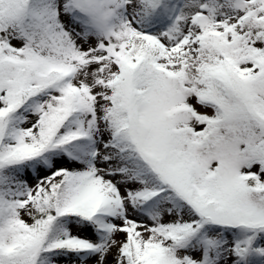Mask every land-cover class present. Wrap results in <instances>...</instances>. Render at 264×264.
Here are the masks:
<instances>
[{
    "label": "snow or ice",
    "instance_id": "6c2138e0",
    "mask_svg": "<svg viewBox=\"0 0 264 264\" xmlns=\"http://www.w3.org/2000/svg\"><path fill=\"white\" fill-rule=\"evenodd\" d=\"M0 264H264V0H0Z\"/></svg>",
    "mask_w": 264,
    "mask_h": 264
}]
</instances>
